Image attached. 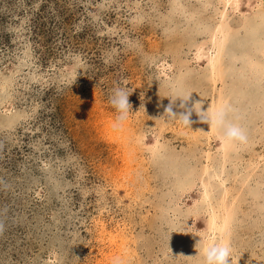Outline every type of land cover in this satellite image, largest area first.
<instances>
[{"label":"rangeland","instance_id":"obj_1","mask_svg":"<svg viewBox=\"0 0 264 264\" xmlns=\"http://www.w3.org/2000/svg\"><path fill=\"white\" fill-rule=\"evenodd\" d=\"M168 80L248 144L163 115ZM263 81L264 0H0V264H200L213 228L264 264Z\"/></svg>","mask_w":264,"mask_h":264},{"label":"clouds","instance_id":"obj_2","mask_svg":"<svg viewBox=\"0 0 264 264\" xmlns=\"http://www.w3.org/2000/svg\"><path fill=\"white\" fill-rule=\"evenodd\" d=\"M146 62L154 63L152 57L146 58ZM74 82V81H73ZM171 95L169 105L165 108L164 114L169 119H178L179 122L189 128L192 123L190 117L193 112L199 117L201 123H207L217 137L228 147H239L247 145L249 142L248 131L240 123V117L233 105L227 101H222L211 109L202 110L200 101H193L191 106L188 102L191 100L192 92L189 91L183 81L168 80L165 82ZM130 92L123 87H115L109 98V103L118 113L115 117L112 127L119 130L129 119L132 113V105L129 102ZM181 101L179 108L183 111H174V102ZM199 105L197 109L196 106ZM3 231V225H0V232ZM216 229H210L202 237V250L200 264H232L234 249L232 248L230 237L225 235L217 241ZM240 257L236 258V264ZM113 264H120L119 259H115Z\"/></svg>","mask_w":264,"mask_h":264},{"label":"bare ground","instance_id":"obj_3","mask_svg":"<svg viewBox=\"0 0 264 264\" xmlns=\"http://www.w3.org/2000/svg\"><path fill=\"white\" fill-rule=\"evenodd\" d=\"M261 20H262V18H261ZM222 23L223 22H221V24H219V30H221L223 27L221 26L222 25ZM238 49V48H237ZM234 61V63H235V65H237L236 63L237 62H235V59L233 60ZM234 65V66H235ZM237 66H239V63H238V65ZM246 66V65H245ZM249 66H251L252 67V65H251V62H250V65ZM236 67V66H235ZM244 67V66H243ZM247 67V66H246ZM246 67H244V68H246ZM259 67H256V68H254V73H256L257 75H256V77H260L261 75H260V73L258 74L257 72H255L257 69H258ZM261 68H263V67H261ZM240 69V68H239ZM253 69V68H252ZM241 70V69H240ZM259 70V69H258ZM251 70H250V72L249 73H253ZM239 73V72H238ZM240 74V73H239ZM246 74V70L245 69H243V70H241V74L240 75H245ZM255 77V76H254ZM230 81V80H229ZM261 82V81H260ZM264 82V81H263ZM251 95H253V94H251ZM257 95V94H256ZM263 95V94H262ZM254 96V95H253ZM252 96V97H253ZM259 98V97H258ZM264 98V97H263ZM260 99V98H259ZM260 104V103H259ZM250 107V106H249ZM252 108H254V107H252ZM256 108V107H255ZM254 108V109H255ZM264 108V107H263ZM263 110V109H262ZM254 112V111H253ZM259 113V112H258ZM255 117V116H254ZM260 117V116H259ZM262 119V118H261ZM264 119V118H263ZM245 124H246V122H245ZM246 126V125H245ZM250 126V125H249ZM247 127V126H246ZM248 128V127H247ZM249 129V128H248ZM260 129V128H259ZM262 130V129H261ZM257 131V130H256ZM223 153V152H222ZM230 155V154H229ZM221 157V156H220ZM219 157V158H220ZM222 159H223V157H222ZM260 161V160H259ZM214 163V162H213ZM216 163V162H215ZM222 163V162H221ZM253 163V162H252ZM217 164H218V162H217ZM253 165H255V164H253ZM217 166V165H216ZM255 167H256V165H255ZM254 167V168H255ZM259 167V166H258ZM218 168H219V166H218ZM217 168V169H218ZM211 169V168H210ZM215 169V168H214ZM216 169V170H217ZM259 170V169H258ZM224 172V171H223ZM230 173V172H229ZM227 174V173H226ZM231 174V173H230ZM218 176H220L218 173H217V178H218ZM224 176V175H223ZM223 176H221V177H223ZM205 177V176H204ZM249 179V178H248ZM185 180V179H184ZM204 180V179H203ZM224 180H225V178H224ZM227 180V179H226ZM215 181V180H214ZM219 182H220V180H219ZM247 183H248V180H247ZM256 183V182H255ZM262 183H263V181H262ZM241 184V183H240ZM206 186H208V184H205ZM209 185H210V183H209ZM213 185V184H212ZM226 185V184H225ZM250 185V184H249ZM259 185V184H258ZM221 186V185H220ZM226 187V186H225ZM259 187H261V186H259ZM208 188H209V186H208ZM208 188H206V187H204V192H203V194L202 195H204L205 197H208L209 195H210V190L208 189ZM253 188V187H252ZM219 189V188H218ZM221 189V188H220ZM223 189V188H222ZM255 189V188H254ZM251 190V189H250ZM255 191V190H254ZM213 192H215V191H213ZM249 193H250V191H248ZM261 192H263V191H261ZM216 194H217V192H215ZM214 193V194H215ZM215 194V195H216ZM223 194V193H222ZM248 195V194H247ZM264 195V194H263ZM217 196V195H216ZM253 198V197H252ZM257 198V197H256ZM223 200V199H222ZM220 202V201H219ZM261 203V202H260ZM199 206V205H198ZM200 207V206H199ZM226 222V221H225ZM214 223V222H213ZM217 222H215V224H216ZM224 223V222H223ZM218 224H217V227L216 228H218ZM220 227V226H219ZM216 234V233H215ZM219 237V236H218Z\"/></svg>","mask_w":264,"mask_h":264}]
</instances>
